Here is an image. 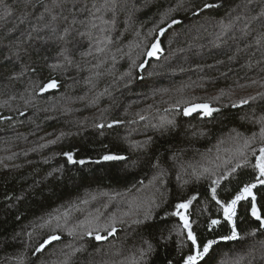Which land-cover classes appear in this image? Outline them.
<instances>
[{"label": "trees", "instance_id": "obj_1", "mask_svg": "<svg viewBox=\"0 0 264 264\" xmlns=\"http://www.w3.org/2000/svg\"><path fill=\"white\" fill-rule=\"evenodd\" d=\"M103 3L0 0V264H15L12 258L21 254L25 264H61L66 257L67 264H128L143 239L163 243L160 233L167 236L169 229L167 248H158L150 264L166 258L182 264L191 245L181 248L185 236L175 231L181 222L165 213L193 195L188 213L200 240L230 234L211 197L216 177L184 175L189 182L182 184L171 157L179 153L186 165L222 175L236 163L242 143L233 139L236 133L259 132L258 124L241 117L264 114V98L237 108L231 102L264 93V39L256 42L264 33V0H184L179 8L178 0H116L114 10L96 13L93 5ZM205 3L218 6L203 9ZM45 8L57 15L55 23ZM92 13L96 28L89 23ZM173 19L180 23L169 28ZM105 35L111 42L96 52ZM156 40L161 51L148 57ZM53 79L57 87L40 92L37 85ZM191 103L220 110L184 116ZM162 118L175 121L164 134L153 127ZM113 121L123 123L108 127ZM147 137L153 142L146 152L131 146ZM252 146L258 150L259 143ZM66 152L85 163H69ZM106 154L127 159L104 161ZM156 156L164 158L169 173L163 185L150 183L157 169L148 157ZM229 159L232 164L224 165ZM255 177L250 166L237 169L221 180L217 198L230 200ZM254 192L264 215V186ZM153 198L160 207L153 208L151 227L133 224ZM250 208V200L238 205L240 239L219 241L205 264H264V229ZM113 218L117 231L106 240L86 234L91 227L107 236L105 225ZM217 218L220 225L209 229ZM53 234L60 239L33 255Z\"/></svg>", "mask_w": 264, "mask_h": 264}, {"label": "snow or ice", "instance_id": "obj_2", "mask_svg": "<svg viewBox=\"0 0 264 264\" xmlns=\"http://www.w3.org/2000/svg\"><path fill=\"white\" fill-rule=\"evenodd\" d=\"M184 3V0H178L176 8L182 7ZM116 4V0H104L103 5L101 7H96L95 12H101L102 8L104 10H114ZM111 6V7H109ZM218 5H213L209 3H205L203 5V9H208L212 7H217ZM176 8L169 9L168 12H173L176 10ZM203 9H198L197 12L202 11ZM10 9H5V11H9ZM45 12L49 13L51 15V21L55 23L58 19L57 15L53 13L52 8H45ZM196 14V13H194ZM43 18V16L41 17ZM98 17L95 16V13H92V20L89 21L91 28H96L97 25L94 22ZM76 21L73 20V24H75ZM80 23H84V21H80ZM104 24H114L115 21H108L104 20ZM180 23L179 20L173 19L171 21V24L168 25L170 28L174 24ZM70 27H66L64 29V33L67 34L70 32ZM53 31H55V28H53ZM101 33L106 32L107 29L101 28ZM165 32L164 28H160V33L163 35ZM90 34V32H89ZM64 37L61 36V39ZM261 39H264V33L261 34L256 40L257 43L261 42ZM111 42L110 36H103L102 39L97 41V47L96 52H103L104 47L101 45H105L107 43ZM161 51L160 42L159 40H156V42L152 43L151 47L147 50L146 55L148 57H155L158 55V53ZM91 55V53H88ZM115 59V57H113ZM67 63L71 64L72 61L70 59L67 60ZM133 66H135V61L132 62ZM144 63H147L145 61ZM144 64H140L139 67H143ZM50 67L53 69L62 67L60 64H53ZM98 67V66H97ZM96 75H100V73H96ZM90 82V81H89ZM252 83H256L253 81ZM39 87L40 92H45L48 89L56 88L57 87V81L55 79L50 80L47 84H44L42 86L37 85ZM258 98H264V93H257L255 96H248L246 98H241L239 101L231 102L232 108H237L241 105H247L250 101H255ZM215 99H219V97H216ZM178 105H174L176 107ZM220 109L212 107L209 103H191L184 107L183 109V115L184 116H191L193 113H199L204 116H212L214 112H218ZM253 112L255 110L253 109ZM141 120H144V116H140ZM242 120H249L252 123L258 124L259 132L258 133H252L251 136H243L241 133L237 132L236 136L233 139H236L237 141L242 140V143H239L238 147L235 151L234 159L236 160V163L234 166L227 167V170L224 174L218 175L215 170L210 169L208 167H202V168H196L193 167L191 164H185L184 161H182L181 156L179 153L173 154L171 157L173 167H176L179 169V171L176 174L177 181L182 182V184H187L189 181L183 179L184 175H189L190 177L195 178L196 180H200L201 178H204L205 176H208L211 178L212 176H215V179L211 180V197L213 200L216 201V203L219 205V207L222 209L223 212V218L224 220L230 225V234L229 235H222L218 238L214 239H206L201 241L197 232L194 230L193 225L194 221L190 219V214L188 213L189 207L192 205L193 201L197 199L196 195H193L189 197L188 199L181 200L177 202L174 205V210L171 213H165V216H174L178 217L179 221L181 222L175 229V231L185 236V240L181 241V248L187 245H191L189 254L186 256H182L180 258V261H182V264H205L206 261L209 260V257H211L212 253L214 252V246H216L219 241H237L240 239V234L237 230L236 225V218L238 215V205L242 201H249L251 202V208H250V214L252 217L256 219V221L259 222L260 229H264V215H262L260 208L257 206V195L254 192V189H257L258 186H264V114L260 115L259 117L255 115H245L241 117ZM123 121H113L112 124H109L108 127H112L113 124H122ZM169 126L175 127V121L174 120H165L161 119V122L159 125H154L153 127L156 128L158 131L161 132V134L166 133L169 130ZM98 127H104L103 124L98 125ZM153 140L152 137H147L145 141H134L132 142V147L138 150L147 151V148L152 144ZM259 143V148L257 150L256 147H253V144ZM64 156L67 157V160L69 163L75 164L80 163L84 164V160L76 161L74 159V154L72 152H66L63 153ZM104 161H123L126 160L127 157L123 155H116V154H106L102 157ZM149 160L152 161L151 167L154 169H157V174L153 177L152 181L150 183L158 182L161 185L166 183V177L168 176V170L164 167V158L160 156L156 157H148ZM219 159V157L217 158ZM254 160V162H253ZM232 160H225L224 165H231ZM250 166L253 171L256 173L255 181L246 183L243 185V187L228 201L219 200L217 198V187L220 185L221 180L226 179L228 176L232 175L237 171V169L241 167ZM219 167V165H217ZM189 169L191 171L189 172ZM159 208L160 204L155 203V198L147 205L143 212L142 219L137 218L132 220V223L135 225H144L145 228L151 227V225L148 223L154 219V210L153 208ZM124 215H128V213H125ZM98 219V218H97ZM163 219V218H161ZM221 220L220 219H212L208 225L209 229H212L213 226L220 225ZM92 224V221H89V225ZM105 228L109 229L107 232V236L101 235L99 230H96L95 233H93L91 227L85 229L86 234L89 236L95 235V239L100 240H106L108 236H112L116 231V221L115 218L112 219L110 225H105ZM172 229H169V234L167 236L164 235L163 231L160 233V241L163 243H153L152 240L149 239H143L142 244L143 246L138 250V254H134L130 260L128 261V264H150V257L155 256L157 254L158 248H167L166 241L171 239L172 236ZM253 231H256L255 229ZM69 234H72L71 232ZM29 236H31V233H29ZM60 236L58 235H49L42 243L39 244L38 247L35 248V251L33 252V255H36L38 253H41L46 246L50 245L53 241L59 240ZM78 251V250H77ZM15 262V264H25V257L21 255H17L12 258ZM61 264H67V257L65 261L61 262ZM164 264H174L173 259H165ZM179 264V262H177Z\"/></svg>", "mask_w": 264, "mask_h": 264}, {"label": "water", "instance_id": "obj_3", "mask_svg": "<svg viewBox=\"0 0 264 264\" xmlns=\"http://www.w3.org/2000/svg\"><path fill=\"white\" fill-rule=\"evenodd\" d=\"M193 114H195V113H193Z\"/></svg>", "mask_w": 264, "mask_h": 264}]
</instances>
